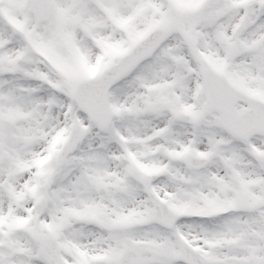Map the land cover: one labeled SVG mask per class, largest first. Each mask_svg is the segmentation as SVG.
I'll return each instance as SVG.
<instances>
[{
  "label": "snow or ice",
  "instance_id": "6c2138e0",
  "mask_svg": "<svg viewBox=\"0 0 264 264\" xmlns=\"http://www.w3.org/2000/svg\"><path fill=\"white\" fill-rule=\"evenodd\" d=\"M0 264H264V0H0Z\"/></svg>",
  "mask_w": 264,
  "mask_h": 264
}]
</instances>
